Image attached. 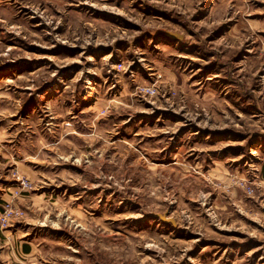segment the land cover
<instances>
[{"label": "rangeland", "instance_id": "374dc122", "mask_svg": "<svg viewBox=\"0 0 264 264\" xmlns=\"http://www.w3.org/2000/svg\"><path fill=\"white\" fill-rule=\"evenodd\" d=\"M0 264H264V0H0Z\"/></svg>", "mask_w": 264, "mask_h": 264}]
</instances>
